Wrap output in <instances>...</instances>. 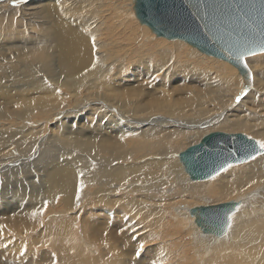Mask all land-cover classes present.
Segmentation results:
<instances>
[{"label": "bare ground", "instance_id": "obj_1", "mask_svg": "<svg viewBox=\"0 0 264 264\" xmlns=\"http://www.w3.org/2000/svg\"><path fill=\"white\" fill-rule=\"evenodd\" d=\"M134 6L135 0H0V236H16L19 246L35 250L27 264H55L57 256L58 263L70 264V256H62L60 249L57 254H42L41 247L56 242L40 245L39 237L41 242L48 243L57 236L62 240L63 251H71L83 242L77 239V245L75 235L94 237L95 231L112 235L114 227L108 226L107 221L87 222L80 214L59 218L65 207L72 212L95 208L92 213L120 208L128 211V229H134L140 225L134 222L138 211L148 216L161 205L170 204L168 207L172 206L177 218L178 213L187 215L191 207L178 202L201 201L204 197L210 198L209 203L199 205L222 203H210L216 198L220 200L215 201L228 200L225 203L240 202L231 214L233 221L227 233L215 238L214 244L210 242L214 250L205 246L212 237H207L208 243H203L206 249L203 246L201 250L199 241L203 240L192 236L199 242L192 240L194 252L201 255L200 251H204L207 264H213L217 258H209V251L215 257L231 238L229 244L239 249L238 238L244 240L252 235L253 228L262 231L263 241L251 249L264 248V153L196 183H188L197 179L184 166L190 180L186 175H176L175 188L179 191L169 196L161 191L166 183L163 175L158 176L162 170L179 171L173 163L174 154L181 152L180 146L187 141L191 143L180 158L185 150L200 143L209 134L201 126H211V122L220 124V128L249 131L264 141V58L246 57L252 82L249 87L244 86L243 77L229 62L201 53L185 41L157 38L146 25L117 22L123 12V17L130 14L136 18ZM128 8L131 12L125 11ZM206 57L216 67L213 76L201 68ZM186 59L197 60V66L187 65ZM153 67L167 69L163 79H150ZM175 71L183 75L182 84L191 83L187 88H176ZM143 73L147 75L142 78L143 84L130 92L111 80L112 75L135 78L143 77ZM147 86L153 90L149 91ZM88 107L92 111L84 113ZM97 116L105 125L103 130L115 128L114 135L96 134L101 124L95 123L92 128L87 118ZM26 121L30 125L24 127ZM81 121L83 127L77 126ZM10 148H16V155L5 156V150ZM121 188L134 195L120 196ZM151 189H159L161 196L148 192ZM61 196L62 205L57 203L63 202ZM188 215L190 223L196 226L192 214ZM244 215L247 219L242 220ZM38 222L47 230L45 233L37 227ZM5 225L11 227L9 231ZM121 229L126 231L125 226ZM30 234H35L36 239ZM84 241V245L92 247L88 239ZM231 249L223 251L229 253ZM201 257L197 258L198 264ZM0 264L23 263L12 262L0 252ZM109 264L125 262L114 259Z\"/></svg>", "mask_w": 264, "mask_h": 264}, {"label": "rangeland", "instance_id": "obj_2", "mask_svg": "<svg viewBox=\"0 0 264 264\" xmlns=\"http://www.w3.org/2000/svg\"><path fill=\"white\" fill-rule=\"evenodd\" d=\"M66 3H67V6H70V3L68 1H66ZM125 11L131 12V9L128 8ZM121 15L118 18L119 21H117V22L120 23V21L127 20L126 23H131L132 25L137 26V27L142 26V24L137 20V17L133 19V18L130 17V14H128L127 17H123ZM112 22H114V21H112ZM153 35H155V34H153ZM155 36L153 38H155ZM157 38H160V37H157ZM161 38H163V37H161ZM250 56L258 57V58H261V57L264 58V53H256V54H253V55H250ZM186 60L188 61V59H186ZM198 60H200V59H198ZM203 60H204V62L201 65V68H202L204 73H210L212 76L214 75V73H217V71L215 69L216 67H215V65L213 64L212 60L209 57H206L205 59L203 58ZM247 60L248 59L246 58V61ZM247 64H248V61H247ZM187 65H191V66L196 67L197 66V60L188 61ZM142 69L143 68H139L138 70L140 71ZM159 69H160L159 67H153V68L150 69V71H149L150 79H154V78L163 79V76H164L163 72L165 70H167V69L166 68H162L161 70H159ZM132 71L135 72L136 70L135 71L132 70ZM229 73L230 74L228 76H231L232 72H229ZM142 76L143 77L135 76V78H134V76H131L132 78H128V77L119 76V75H117V76L116 75H112L111 76L112 77L111 80L113 81L115 86L117 85L121 89L130 92V89H132L133 87L137 88V85H142L143 84L141 82V81H143L142 78L146 79L147 75L145 73H143ZM180 76H181L180 73L175 71V74L173 75V81H175L174 85H176V88L178 87L177 85L180 86L179 88H181V87H186L187 88V86H189L191 83H188L189 85L182 84L183 83V81H182L183 79H181ZM136 78H138V79H136ZM187 81L189 82V79H187ZM139 82H140V84H139ZM145 82H146L147 85H149L147 83V81H145ZM145 82H144V84H145ZM146 84H145V87H146ZM148 88L149 87L147 86V89ZM151 89L152 88H150L148 90L152 91L153 89L152 90ZM144 95L146 96V98H148L147 95H146V92L144 93ZM241 98H243V97H241ZM233 106H235V105H233ZM231 107H229V108H231ZM104 108L107 110L106 107H104ZM89 111H92L90 107L86 108L84 113H88ZM100 119H101V117L97 116L94 119L87 118V121H88L90 127H92V128H94L93 125L95 123L101 124V127L98 129L99 131H97L96 134H101L102 133L106 137H108L106 134H108L110 136L114 135V132L116 131L115 128L112 127V126H109V129L107 128L109 131L106 132L105 130H103L105 125ZM141 119H145V117H143ZM74 121H75V119L70 120V126H73ZM154 123L155 122H153L152 124H154ZM211 123H212L211 126L209 125L210 123L201 126L202 128L206 127L204 129H208L209 130V132H207V134L210 133L211 131L212 132L213 131H226V132H234V133L241 132V133H244V134L248 135L251 138L256 139L257 141H261V138L259 139V137L257 138L254 135H250L251 133L249 131L235 130V129L229 127V126H228L229 127L228 129H226L224 127L220 128V127H217L220 124L215 123V122H211ZM213 123H214V126H213ZM215 124H217V125H215ZM28 125H30V123H28V121H26L23 126L27 127ZM77 126H82L83 127L82 121L80 123H78ZM211 127L213 129H211ZM20 128H21V126H20ZM215 129H217V130H215ZM20 130L21 129H19L17 132H20ZM205 135H206V133H205ZM190 143L191 142L187 141V143H184L182 146H180V147H182L181 150L183 151L184 149H186L188 147V144H190ZM15 150H16V148L7 149V150H5L4 155L5 156H8L9 154H11V155L15 154L16 155ZM181 152L178 151L177 153L174 154V161L175 162H173L174 165L179 167V171H177V172L170 171L169 173H166V172L164 173V170H162L161 172L158 173V176H159V174L163 175V180L166 181V183L163 182L165 184L161 188V191L163 192V194L165 196H167V195L169 196V194L172 195L177 190L179 191V189L175 188L176 180H177L176 178H178L176 175H179V176L181 175L183 177L186 175L185 177L186 178L188 177V179L190 180V176L186 173L185 169H183L184 165H183V163L181 161V158H180V153ZM168 164L169 165L172 164V161L170 159H169ZM209 180H213V179H209ZM200 181H202V180H196V181H191L190 180V181H188V183H196V182H200ZM126 187H128V186L126 185ZM125 190L126 189L121 188L119 195L120 196L124 195V194L134 195V193L127 192ZM158 190L159 189H155V190L151 189L148 192L154 193V194H159ZM159 196H161V194H159ZM61 198L63 200L62 196H61ZM208 199L210 200V198L204 197V199H201V201L200 200H191V201H187L189 204L187 202H183V203L182 202H178L177 204L181 203L183 205L185 203L188 206H191L190 208H192V207L196 206L197 203H198V205L199 204H206V201ZM215 200H220V199L216 198ZM215 200L214 201H210V203H219V202H223V201L224 202L228 201V200H222V201H215ZM203 201H204V203H203ZM57 203H61V205H62V203H64V200H63V202L61 201V202H57ZM207 203H209V202L207 201ZM169 205L170 204L161 205L160 209L158 211H155V212H153L152 214H150L148 216H146L142 212H139V211L136 212V217L134 218V222H135V224H140V225L135 227L134 229H128L129 223H127V222H130L129 219L131 217L129 218L128 211L121 210L120 208H116L115 210H112V211H107V210L102 211L101 210V211H95L94 213H92V209H95V208H88V209H86L85 211H82V212H72L70 209L65 207V208H63L64 210L61 213V215L59 216V218L63 219V218H67V217H72L75 214H80L81 216H83L87 220V222H88V219L95 220L97 224H101V222H102V224H104V221H107L108 226H113L114 227L112 229L113 230L112 233H111L112 235L106 236L105 235L106 231H104L105 233H103V234H102L101 231L100 232H96L95 231L94 232L95 234H92L94 237L87 236V238L86 237H82L81 235H75L76 236V239H75L76 244L79 245L78 241H83L82 242L83 245L80 244L81 247L78 246V249H74L73 248V249H71V251L70 250L63 251L64 247L61 246V241L62 240H58L57 236L54 239L50 240L48 243L41 242L42 237H39V241H37V242L40 245H47V244L56 242L55 245H52V246L49 245L47 247H45V246L41 247L42 254L45 251H47V253L49 251V253H51V254L52 253H56L57 254L60 251H61L60 253L64 252L62 254V256H70V257H68L69 259H67L68 263H70V264H109V261L110 260H114V259H122V260H124L125 264H175L176 262H177L176 264H179L181 262V260H183V259H185V260H183L180 264H198L197 258L198 257L200 258L201 256L204 257L206 253L204 251H200V253L202 252L201 255H200L199 253H195L194 252V248H195L194 246L195 245L192 244V243H194L193 241L195 240V238L200 236L201 239L203 240L202 242L199 241V240H201L200 237H199L198 241L201 243V246H200V244H198V245L201 247L200 249L202 250V247L204 246V244L208 243L209 237H212L213 239L210 238L208 245L206 244L205 246L207 248L210 247L211 249H213L212 248L213 246H211L210 242L212 244H214L213 240H215V238H218V237H215V236L213 237V236H210L208 234H204L203 231L197 225L193 226L195 223L194 224H193V222H192V224L190 223L191 222V218H188V217H190V215H188V214H191L190 208L188 210V214L187 215L184 216V214H183V215L179 216V213H178V217L176 218L175 217L176 216V214H175L176 212L173 211V209L171 208L172 206L168 207ZM250 206H252V205H250ZM185 213H187V211ZM88 215H89V217H87ZM246 216H247V213H246ZM246 216L244 215L242 220L247 219ZM180 220H182V222ZM184 220H185L186 224L183 223ZM193 220H194V218H193ZM186 221L189 222V223H187ZM232 221H233V219H232ZM177 222H179V223H177ZM180 223L183 224V225H180V227H178V225ZM187 224L190 225V226H187ZM5 226H6V230L9 231V229L11 227L9 225H5ZM123 226H125L126 231H124L122 229L120 231V228H122ZM144 226H146L147 228L145 227L143 229ZM176 226L178 227V229L180 231H178ZM186 226L189 227V230H188V228ZM37 227H40L41 231H43L44 233L47 231V230H45V228L43 226H41L39 224V222L37 224ZM182 227H184V229ZM195 227L196 228L198 227L199 229L198 228L195 229ZM174 228H175L176 232L174 231ZM180 228H182L183 230L180 229ZM118 230H119V232H118ZM181 230H182V232H181ZM81 232H82V230H81ZM113 232L115 234H113ZM122 232H123V234L127 233V236H122L121 235ZM132 232H139V233H132ZM189 232H191L192 234H186V233H189ZM261 232L258 231L256 228H253V230L251 232L252 235L248 236L249 238L251 237L252 238L251 241L254 240L255 243L251 242L247 236L245 237L244 240L238 238L239 239V249L237 247H233V246H231L229 244V243H232L231 241H232L233 238H231V241L229 239H228V241L226 240L229 243H226V245H224L226 248L224 246H222V248H221L222 251L220 249V253L218 254L221 258H222V256H224V254H226V253L229 254V257H227V254L224 256V258L226 257L225 260H224V258H222V259L219 258L220 260H218V257H219L218 255H214L215 257H213V255L211 254L210 251L208 252L209 253L208 255H210L209 258H211L213 260L217 256V258H216L217 261H215L216 259H214L212 261L213 264H214V262H215V264H221V263L222 264H237V263H239V260H240V264H243V263H245V264H262V261H264V259L261 260L262 258H264V256H263L264 253H262V252H264L263 251L264 248L260 247V249L255 250V251L251 249V247H254V248L258 247L256 245L262 243V241H263L262 239L263 238H262V233ZM130 234H132L133 236H131ZM30 235L34 239H36V235L35 234H30ZM193 235H195L196 237H192ZM202 237H204V238H202ZM205 237H206V239H205ZM207 237H208V239H207ZM77 239H78V241H77ZM85 239H88V242L91 243L92 247H87L86 245H84V243H85L84 240ZM173 239H174V242H173ZM204 239L206 241H204ZM247 240H248V242H247ZM195 241L197 242V238H196ZM169 242L172 243V245L175 243L176 244V245L174 244L175 247H173ZM199 242H197V243H199ZM241 242L243 244H240ZM218 243L219 242H217V244ZM93 244H95V245H93ZM141 244L144 245L143 250L140 249V245ZM168 244H169V246H168ZM227 244H229V246H227ZM242 245H244V246H242ZM168 247H173V249H170V248L168 249ZM206 247H205V249H206ZM111 248H113V249H111ZM188 248H189V250H188ZM229 248L230 249L232 248L231 250H229L230 252L232 251L231 253L230 252L229 253L228 252H224L225 251L224 249H226V251H227ZM233 248H234V250H233ZM245 248H247L248 251ZM96 249H98V250H96ZM110 249H111V251L109 252ZM177 249H178V251H177ZM181 249H183V251ZM58 250H59V252H58ZM171 250H172V252L170 253L169 251H171ZM207 250H209V248ZM245 250H246V252H244ZM34 251L35 250H33L30 247L26 248V246L25 247L19 246L18 243H17V240H16V236H0V252H3L4 254L8 255L11 258L12 262H15V263L22 262L23 264H27V262L32 259ZM138 251L140 252L139 256H137V252ZM176 251H177L178 255L175 253ZM234 251L235 252L237 251V252L235 253ZM72 252H74V254ZM215 252L218 253L219 251L216 249ZM221 252L222 253L224 252V254H222ZM241 252L242 253L244 252V253L242 254ZM182 253L184 254L185 258H184V256H181V255H183ZM170 254H172L173 256L170 255ZM175 254H176L175 258H177V261H174V259H175L174 255ZM240 254H242L244 256L239 257ZM44 255H46V253ZM231 255L232 256L235 255V256L232 257ZM236 255H237V257H236ZM253 256H254V258H253ZM181 257H182V259H181ZM202 257H201V260L199 259L200 260L199 264H205L206 263V259L208 258L207 255L204 257L205 259L202 258ZM243 258H245V259H243ZM259 258H260V261H259ZM162 259H164V260H162ZM178 259H179V261H178ZM43 260H42V262H43ZM160 260H162V262L158 263ZM207 261H209V260L207 259ZM55 262H56L55 264H60V263H58V256L55 257ZM42 264H46V263H42Z\"/></svg>", "mask_w": 264, "mask_h": 264}, {"label": "water", "instance_id": "obj_3", "mask_svg": "<svg viewBox=\"0 0 264 264\" xmlns=\"http://www.w3.org/2000/svg\"><path fill=\"white\" fill-rule=\"evenodd\" d=\"M138 21L157 37L182 40L201 53L229 62L252 82L246 57L264 51V0H135ZM242 133L211 132L184 151L182 162L197 180L255 159L264 149ZM240 202L199 205L191 210L203 233L222 237Z\"/></svg>", "mask_w": 264, "mask_h": 264}, {"label": "snow or ice", "instance_id": "obj_4", "mask_svg": "<svg viewBox=\"0 0 264 264\" xmlns=\"http://www.w3.org/2000/svg\"><path fill=\"white\" fill-rule=\"evenodd\" d=\"M237 99H239V97H237ZM257 143L259 144L260 148L264 149V141H258ZM77 199H79V196H77ZM143 248H144V245L141 244L140 249L143 250ZM139 255H140V252L138 251L137 256Z\"/></svg>", "mask_w": 264, "mask_h": 264}]
</instances>
